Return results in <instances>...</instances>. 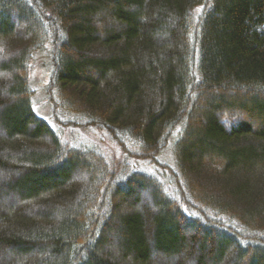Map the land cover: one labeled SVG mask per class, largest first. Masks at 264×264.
I'll use <instances>...</instances> for the list:
<instances>
[{
    "label": "trees",
    "instance_id": "16d2710c",
    "mask_svg": "<svg viewBox=\"0 0 264 264\" xmlns=\"http://www.w3.org/2000/svg\"><path fill=\"white\" fill-rule=\"evenodd\" d=\"M30 1L0 0V264H264V0ZM43 28L54 110L157 172L37 114Z\"/></svg>",
    "mask_w": 264,
    "mask_h": 264
},
{
    "label": "rangeland",
    "instance_id": "374dc122",
    "mask_svg": "<svg viewBox=\"0 0 264 264\" xmlns=\"http://www.w3.org/2000/svg\"><path fill=\"white\" fill-rule=\"evenodd\" d=\"M26 1L31 2L30 0ZM37 11L36 13L38 14L39 11ZM43 30L45 37L39 43L40 48L34 54L29 70V81L31 89L33 90V101L37 114L45 120H48L54 130L68 145L77 148H91L90 150H95L102 154L103 157L109 161V164L106 162L109 167L108 170H111V172L115 174L117 173V175L120 171L124 170L125 172H129L135 169L142 172H157L155 167H152L144 161V163L139 161L140 159L137 157L139 155L133 153L136 149L133 150V147L128 143L124 144L123 142H126L124 139L117 138L114 142L113 137L107 134L105 130H101L97 126L91 127L89 124L86 126L85 124L88 120L82 114L75 115L60 110H54L51 99L52 92L49 90L53 73V34L47 28H43ZM46 31L48 32V36H46ZM175 136L169 139L166 149L160 156V160L165 162L161 165L167 164L171 166L174 171L177 169L174 155ZM87 178V176L83 177V179L79 178V182L82 181L81 183H84L83 186L86 190L89 187ZM118 178L116 177V179Z\"/></svg>",
    "mask_w": 264,
    "mask_h": 264
}]
</instances>
